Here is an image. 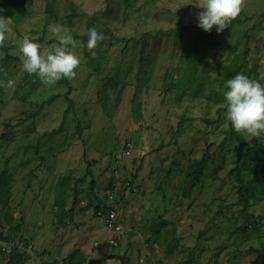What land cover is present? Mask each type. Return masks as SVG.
Here are the masks:
<instances>
[{"label": "rangeland", "instance_id": "obj_1", "mask_svg": "<svg viewBox=\"0 0 264 264\" xmlns=\"http://www.w3.org/2000/svg\"><path fill=\"white\" fill-rule=\"evenodd\" d=\"M187 3L198 0H14L2 5L12 31L0 48V81L18 83L14 89L0 87V172L11 176L9 190L0 193V264H8L12 248L23 253L21 264H62L61 258L83 245L95 252L93 243L101 238L89 237L88 226L94 221L101 231L93 209L106 202L109 192L116 193L117 204L123 202L118 221L127 231L114 252L125 256V264H264L263 254L252 251L264 247V197L241 203L231 173L234 147L242 142L248 178L252 142L231 128L224 101L206 98L211 90H225L214 63L235 60L245 34L249 52L239 73L264 84V0H246L222 32L201 28L202 62L191 61L200 82L196 97L191 94L196 84L184 66L202 9ZM92 15L105 39L97 43L95 56L82 47L72 49L81 60L74 79L45 86L7 59L21 61L19 43L25 35L41 45L42 53L54 48L58 40L49 25L82 44L79 37ZM145 34L146 61L139 68V45L131 39ZM67 90L73 107L63 131L45 135L62 121ZM52 95L59 96L46 102ZM129 140L133 147L127 153ZM204 154L203 176L183 196L185 166ZM88 163L91 176L86 175ZM63 176L68 179L57 205V180ZM27 245L31 254L24 251ZM92 255L84 256L85 264Z\"/></svg>", "mask_w": 264, "mask_h": 264}, {"label": "clouds", "instance_id": "obj_2", "mask_svg": "<svg viewBox=\"0 0 264 264\" xmlns=\"http://www.w3.org/2000/svg\"><path fill=\"white\" fill-rule=\"evenodd\" d=\"M193 4V3H187ZM246 0H198V27L210 32L213 27L217 33L228 28L244 9ZM3 9H0L2 12ZM10 18L0 15V47L4 46L8 33H11ZM58 44L51 50L41 52V45L25 35L19 43L22 71L35 75L45 86H54L61 79L72 80L77 76L76 69L81 60L72 49L83 47L70 34L61 35V29L56 25H49ZM86 48L95 56L97 43L105 39L102 32L95 27L87 30ZM260 79H264V73ZM18 81L9 79L0 81V87L14 89ZM224 92L225 119L231 128L244 134L246 140L264 138V84L245 74L237 73L225 82Z\"/></svg>", "mask_w": 264, "mask_h": 264}, {"label": "trees", "instance_id": "obj_3", "mask_svg": "<svg viewBox=\"0 0 264 264\" xmlns=\"http://www.w3.org/2000/svg\"><path fill=\"white\" fill-rule=\"evenodd\" d=\"M7 1H14V0H0V9H3V4ZM54 1V0H53ZM154 1V0H152ZM72 9L74 10L75 6H71ZM0 15L4 16L7 18L6 12L3 10L0 12ZM66 18H70V15H67ZM237 19V18H236ZM234 19V20H236ZM71 24V22H69ZM96 24V17L92 15L91 17L88 18L87 24H86V29L85 33L81 35L79 38L82 41L83 50L87 51L86 44H87V30L89 28L95 27ZM197 29L196 33L192 36L191 40V48L188 49L185 52V58H186V64L184 66V71L186 73H190V76L188 75V80H190L193 77V81L196 84V87L194 90H192L191 94L192 96L196 97L199 95V87H200V82L197 80L196 75H197V69L196 65L192 64L191 61L194 59L199 60V62H202V56L204 55L205 52V47L206 43L202 41L200 38V30L201 28L198 26H195ZM149 34L143 35L139 39L132 38L131 41L134 43V45H139V68H141L145 61H146V54H147V40L146 37ZM246 38V43L242 49V51L238 54V56L235 57V60H232L230 64L226 63H221V62H216L214 63V67L216 68V71L220 73V75L223 77L224 81L226 82L228 79L233 78L235 74L239 73L244 65L246 64L248 52H249V47H248V40L249 36L245 34ZM151 36V35H150ZM74 37H78L76 34ZM4 49L3 47H0ZM8 60H13L17 63L21 64V61L17 57H12V56H7ZM218 92V90H211L207 95V99H212L215 102H223L224 101V92ZM59 95H52L46 102L51 101L52 99H55ZM64 100L67 104V108L64 111V115L62 118V121L60 125L57 128L51 129L48 133L46 132L45 135L52 136L56 135L60 132L63 131V126H64V117L66 115V112L68 109L73 107V100L69 97V90H67L63 94ZM45 103V102H44ZM78 134L81 133V127L79 124L76 126ZM252 145H253V155L251 157V161L248 164V178L244 179L243 176V164H244V159H245V151L243 149V143L239 142L236 144L234 147L235 151V161H234V167L232 169V175L234 179L238 182L237 184V189L239 193V200L241 203L246 204L248 198H253L256 200L257 197H264V138L262 139H255L253 138L251 140ZM207 156L204 154L201 156L199 159H191L185 166L184 170V181H185V186L183 189V196H189L193 189L198 185L200 179L203 176L204 169L207 166ZM86 175L91 176V170H90V164H87L86 168ZM68 178L63 176L59 178L58 185L56 187V196L57 199L55 200V203L57 205L60 204V200L63 197L64 194V181H66ZM10 181H11V176L7 171L2 170L0 172V193L1 194H6L9 190L10 187ZM74 194L76 192L75 187L73 188ZM74 202V201H73ZM99 208V205L95 206V211L94 213L96 214V210ZM165 222H161L160 225H164ZM158 230L156 232L153 231L154 235L156 236ZM14 248H12L9 251L8 255V264H21L23 262V253L16 252ZM252 251L256 253H262L264 256V247L261 249L258 248H252ZM76 252L72 253L71 255L66 257V262L68 264H82L81 259L82 258H76L75 257ZM120 259V264H125L126 258L124 256L119 257Z\"/></svg>", "mask_w": 264, "mask_h": 264}, {"label": "crops", "instance_id": "obj_4", "mask_svg": "<svg viewBox=\"0 0 264 264\" xmlns=\"http://www.w3.org/2000/svg\"><path fill=\"white\" fill-rule=\"evenodd\" d=\"M58 182H59V179L57 180V185H58ZM57 185H56V187H57ZM132 191H131V189H130V191L128 192V194H126V196H125V199L126 198H128V199H130L131 197H132V195L130 194ZM123 202H120V203H118L117 204V213H118V220H120L119 219V216H120V214H119V211H118V208H121V204H122ZM131 203V202H130ZM119 205V206H118ZM73 208H74V206H73ZM94 211H95V207H94V209H93ZM89 213H93L92 212V209L89 211ZM130 214H131V212H130ZM90 215V214H89ZM94 215H95V218H97L96 220L98 221V223H100V225L102 226V229H101V231H99L98 230V228H96V226H95V224H94V221L93 222H89L90 224H89V226H88V229H89V231H88V236L90 237V236H96V238H101V240H95L94 241V245L96 246V250H95V252H94V250L93 249H88V248H86L85 247V245H83L82 246V248L81 249H79V250H75V251H73L72 253H74V252H76V255H75V257L78 259V258H82L81 259V263L82 264H85V260H84V256L85 255H90L91 253H93V255H92V258H91V260H90V264H120V259H119V257H122V255L121 256H118V254H115V252H117V250H115L114 248H118V246H119V244H120V242H119V244L116 246V247H112V246H110L109 244H108V236H107V232H106V229H105V227H104V223H103V219L102 218H100V217H98L95 213H94ZM121 215H122V213H121ZM133 216V215H132ZM131 220H132V218H131ZM120 222V221H119ZM150 223V222H149ZM138 224V223H137ZM139 225V224H138ZM146 226H148V224L147 225H142L140 228H142V227H146ZM135 228V227H134ZM133 228V229H134ZM143 229V228H142ZM127 230H125V232H126ZM136 231V230H135ZM124 232V233H125ZM124 235V234H123ZM122 235V236H123ZM121 236V237H122ZM121 237H120V240H121ZM123 240V239H122ZM122 248H124L125 250L127 249V245H121V249ZM123 249V250H124ZM122 250V251H123ZM115 251V252H114ZM110 252H113V254H115V255H113V254H111ZM31 254L30 252H26V254ZM72 253H70L69 255H71ZM68 255V256H69ZM125 257V256H124ZM45 259V258H44ZM61 260H62V258H61ZM60 260V261H61ZM59 261V262H60ZM62 261H66V259L65 260H62ZM95 261V262H94ZM126 261H127V259H126ZM126 261H125V263H126Z\"/></svg>", "mask_w": 264, "mask_h": 264}, {"label": "built area", "instance_id": "obj_5", "mask_svg": "<svg viewBox=\"0 0 264 264\" xmlns=\"http://www.w3.org/2000/svg\"><path fill=\"white\" fill-rule=\"evenodd\" d=\"M127 153L132 149L133 142L131 140L126 142ZM135 192V188L131 189ZM96 215L103 219L104 227L108 236V244L112 247H116L119 244V238L124 233V228L118 221L116 193L109 192L107 200L104 204H100L96 210ZM25 252H30L31 246L27 245ZM62 264H68L66 261H62Z\"/></svg>", "mask_w": 264, "mask_h": 264}]
</instances>
